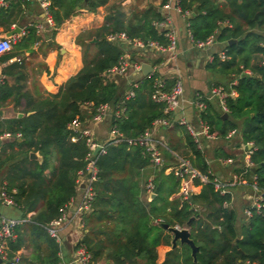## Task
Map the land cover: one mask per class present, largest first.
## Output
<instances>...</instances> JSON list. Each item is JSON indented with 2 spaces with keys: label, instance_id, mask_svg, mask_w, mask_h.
Segmentation results:
<instances>
[{
  "label": "trees",
  "instance_id": "obj_1",
  "mask_svg": "<svg viewBox=\"0 0 264 264\" xmlns=\"http://www.w3.org/2000/svg\"><path fill=\"white\" fill-rule=\"evenodd\" d=\"M49 2L55 29L77 8L94 11L109 0ZM179 5L182 11H191L187 28L192 40L213 35L225 51L226 59L214 54L206 68L236 78L234 95L225 99L228 116L222 118L206 101L200 117L210 133L217 130L225 137L235 129L245 143H253L250 160L262 197L259 207H249L251 215L244 222L238 219L230 206L231 193L215 190L205 152L182 124L176 123L174 128L183 132V137L169 140L168 148L162 149L164 167L176 162L175 152L209 180L194 179L200 189L187 199L175 196L180 179L174 173H165L164 167L154 169L142 148L126 143L125 139L140 136L152 128L155 119L168 115L163 114L162 104L151 99L155 75L143 77L130 98L123 97L120 85L106 77L104 73L124 53L122 45L107 41L106 35L125 32L144 44L155 41L163 46L169 40L167 30L159 25L165 22L159 9L147 6L126 14L117 2L108 6L98 29L78 35L82 67L55 94L35 95L26 87L28 72L22 55L39 39L35 27L27 26L12 50L0 56V109L11 101L23 114L0 119V137L10 135L0 144V185L24 214V220L14 227L7 260L2 264H13L17 252V264H61L59 243L47 227L62 216L76 194L78 178L86 174L91 156L86 138L69 123L75 118L83 123L96 114L99 105L111 101L110 123L121 140L109 141L104 152L91 156L96 168L90 183L93 195L89 209L81 215L83 233L75 248L83 245L92 264H264V0H180ZM11 16L9 4L0 9L4 30H10ZM131 51L136 53L134 48ZM13 57L18 60L10 62ZM174 80H164L166 87ZM219 84L215 82V86ZM181 148L188 159L178 152ZM29 152H37L41 161L30 159ZM149 176L155 193L150 200L144 188ZM162 224L189 230L198 248L195 260L188 245L177 242L172 246V234Z\"/></svg>",
  "mask_w": 264,
  "mask_h": 264
},
{
  "label": "crops",
  "instance_id": "obj_2",
  "mask_svg": "<svg viewBox=\"0 0 264 264\" xmlns=\"http://www.w3.org/2000/svg\"><path fill=\"white\" fill-rule=\"evenodd\" d=\"M117 2L121 4L122 9L126 12V14H129L134 9H143L147 6H153L155 9H159L161 11V7H163L167 0H109L106 6H99L94 11H88L87 9L80 7L76 9L73 15H71L59 27L55 29L52 26V22L51 24L47 22L45 16L43 15L42 9L37 4L36 0H26L24 3L19 2V0H8V4L10 5L12 11L11 18L13 20L10 26V30L16 26L20 27L21 32L18 34L20 36L24 33L27 26H33L35 27L36 33L39 37L38 41H36L32 45L31 51H25L22 55L28 72L26 87L35 95L55 94L56 92H58L59 88L65 83V81L69 77L76 74L82 67L81 47L76 44V38L80 34H91L96 29H98L103 24L104 15L106 14L108 6ZM170 5H173V0L170 1ZM20 9H22V11H20ZM171 9L172 8H170L169 10ZM163 15H165V18L168 19V29L174 32L173 23L170 16L167 14ZM10 30H4L3 27L0 26V36H7L6 33ZM220 46L221 44L216 43L215 47L208 50L198 48L194 46V44H192V46L189 48L183 46L179 54V57L183 59L187 66L186 70L189 73L188 78L192 77V74L190 72L191 70L200 68L203 69L206 82L210 84L209 91L206 95H204L200 91H196L195 96L208 101L211 104L213 111L217 114H223L224 112L221 109L219 97L217 96L218 103L213 100L214 96L216 95H212L211 93L212 88L215 87V85H212V82H220L221 84L224 81L228 82L226 86L219 84L226 90H228L231 77L227 78L221 74H217L213 71L208 70L206 68V64L208 62V56L218 52L221 49ZM135 51L136 54L134 55L130 54L129 52L130 62L132 64H138L139 68L135 69L132 65H130L123 75H117L112 78L115 83L120 85L123 97L126 98V94L131 88V84L135 83L136 85H138V82L143 77H152L153 75H155V77L163 80H166L168 78H179L181 82H183V76L181 75L180 69L177 67H168L171 60L166 53H160L154 49L142 48ZM143 51L152 52V55L144 57L143 59ZM131 58H133V60H131ZM14 60H18V58L13 57L12 59H10V62ZM143 62L151 65L154 68V71L148 75H143L140 66ZM2 67L3 64H0V77ZM159 67H165L166 69L163 73H159ZM19 109L20 108H14L13 102H8L2 109H0V119L17 116L18 113H22L18 111ZM110 114L111 112L109 110L100 121H93L91 118H86L84 122L81 123L82 127L87 128L91 132L92 138L95 143L102 145L103 147L109 141H112L114 139L113 135L111 134L112 126L110 123ZM169 118L171 123L168 127H159L152 131L156 141H160L165 145V147H160L161 151L163 148H168L167 144L169 140H171V133L176 135L180 133L177 129L174 128L177 122L174 121L173 113L169 115ZM201 120L202 119H200L199 114V125ZM178 123L186 125L184 119H182ZM188 127L190 126H187L186 128ZM190 128L192 129V127ZM210 134L212 135L211 137L205 136L208 143L206 147L199 142L201 149L205 152L204 154L207 164L209 159H212L216 160V162H219L221 165H228L222 162V157H218L216 155L218 154V149L223 148L225 144L227 147H229L231 146L232 142L226 137L219 136L217 130H214ZM115 137L117 136L115 135ZM8 138H10V136L2 137L0 138V140L2 142L3 139ZM214 139L218 141L212 143ZM210 141L212 142L210 143ZM238 163H240V160H235L233 164L236 165ZM208 171L215 178L221 181H228L234 175L232 174V176L230 177L223 176V173L219 172V176H217L212 173V170L208 169ZM251 178V175L247 177V184L234 185L239 186L241 190V192L239 193L241 197L239 198L241 200L245 199L248 202V206H244L242 211L240 212V215H237L238 219L242 220V222H244L248 218L245 212L246 209L253 206L255 200L257 199V196L261 194L260 191H255L251 188ZM87 184V174H81L78 178V187L76 189V194L64 210V216L58 225L59 231H65L63 236H60L58 234V243L60 248L59 256L62 264H76L73 262L75 245L77 241H79L83 233V227L80 226V217L76 211L85 195ZM231 187L228 188V192L231 193L230 206L233 208L235 198L237 200L239 198H237L238 196L233 197ZM199 189L200 186L193 185L192 193L198 192ZM236 194L237 193L234 192V195ZM0 204L4 203L0 202ZM7 213L13 220H24V214L22 210L16 205H12V207L8 205ZM29 215L30 214H28L27 216ZM0 218L3 219L4 217L0 215ZM18 254L19 252H17L16 255ZM2 263L3 262H1L0 264ZM96 264L106 263H104L103 261H98Z\"/></svg>",
  "mask_w": 264,
  "mask_h": 264
},
{
  "label": "built area",
  "instance_id": "obj_3",
  "mask_svg": "<svg viewBox=\"0 0 264 264\" xmlns=\"http://www.w3.org/2000/svg\"><path fill=\"white\" fill-rule=\"evenodd\" d=\"M20 2L24 3L26 0H19ZM171 0H167V2L163 5V8L169 10L172 8L179 14H181L183 17L189 18L191 16V11L185 10L182 11L180 8L179 2L180 0H173V5H170ZM37 4L43 11V15L45 16L46 20L48 23L51 24L52 20L49 16V0H36ZM8 7V0H0V9ZM222 24V23H221ZM161 27H164L167 32L165 36L168 38L169 43L167 46L160 45L159 43L155 41H149L148 43L144 44L142 41H140L137 38H129L125 32H114V33H109L106 35V40L111 42V43H125L131 48L133 47H139L140 49H154L160 53H166L169 56V59L175 58V35L172 30H169V25H168V19L165 18V22L159 23ZM188 27V23H187ZM188 34L192 40V37L188 31ZM19 35L14 34L12 36H0V55L6 54L10 52L13 48V45L15 41L18 39ZM193 41V40H192ZM194 46L201 48V49H212L215 47L216 42L215 38L213 35L208 36L204 40H196L193 41ZM217 54L220 59H226L227 56L225 54V51L223 49H220L218 52L214 53ZM214 54L208 56V62H211L213 60ZM132 65L135 69L139 68L138 64H132L130 62V54L127 52H124L120 57L115 66L110 68L106 73V77L110 80L114 76L117 75H123L128 67ZM246 74H249L250 72L248 70L244 71ZM236 78H232L231 81L229 82V89L226 90L224 87L221 85L215 86L212 88L211 93L212 95H216L219 97L220 100V106L222 111L225 113L227 112V107L225 104V99L229 95H234V90L232 88V85L236 83ZM137 85L135 83L131 84V88L128 90L126 94V98L133 97L134 91L133 88H135ZM183 93V88H182V82L179 78H175L174 83L170 88L166 87V83L163 79H160L158 77H154L152 81V92H151V99L155 101L156 103L162 104V111L164 117L157 118L153 121L152 123V128L150 130L145 131L143 134H141L138 137L135 138H128L125 139L126 143L129 146H138L144 150V152L149 156L150 159V164L151 167L154 169H162L164 167V156L161 151L160 147H165L164 143L160 141H156V139L153 136L152 131L159 128V127H168L171 123L169 115L173 113V111L179 106V98L182 96ZM195 105L197 106L198 110L203 111L207 107L206 100L201 99L200 97H196L195 99ZM109 105L107 104H101L97 107V112L96 114L91 118L93 121H100L103 116L109 111ZM117 114H119L117 112ZM70 128L75 131L81 133L85 138H86V143L87 146L90 150L91 156L93 155V151L97 147V143L92 138L91 132L85 128L82 127L81 122L79 119L75 118L69 123ZM200 127L201 131L196 132L195 130L191 129L190 127L187 128L189 133L194 139V142L197 144V147L201 149V146L199 144V140L197 136L202 133L203 135L207 137H211L212 135L209 132V127L208 125L201 120L200 122ZM237 133V130L233 129L230 130L226 134V138L230 139L234 134ZM111 134L113 135L114 139L116 138V142L120 141V134L117 132L116 129L111 130ZM115 135L117 137H115ZM9 133H5L2 137H9ZM72 140H75V138H72ZM254 149L253 143L252 142H246L244 144V168L240 173L234 174L231 179L228 181H221L215 177H213L212 183L214 185L215 190H217L220 194H224L228 192V188L234 185H244L247 184V177L251 175V183L250 186L252 189L255 191H259L254 179L255 177L252 175L250 172L253 163L250 160V155ZM104 152V147L101 145V149L98 151V153ZM173 156L176 159V162L172 165H169L167 167H164V172L169 173L172 172L174 173L175 176H177L180 179V187L178 192L176 193L175 196H180L183 199H187L191 194H192V187H193V181L194 179H199L200 182H208V176L206 174H202L199 172L197 169L193 168L188 160L184 159L183 157H180L177 155L175 152H172ZM87 163L86 166V174L90 172V177H88V184L86 185V190H85V195L77 208V213L79 214V220H80V226L83 227V221H82V213L86 210L89 209V201L92 199L93 192L91 190L90 183L94 179L96 168H95V160L91 158ZM223 163L226 164H233L234 159L231 157L227 158H222L221 159ZM209 172V171H208ZM210 173V172H209ZM211 174V173H210ZM195 186V185H194ZM145 192L147 197L151 193H154V184L152 181V176H149L146 180V183L144 185ZM262 200L261 194L257 196V199L255 200V203L253 206L259 207V203ZM0 202L4 203L5 205H15L14 200L12 197L6 192L4 186H0ZM246 214L249 217L251 215V212L248 209H246ZM64 214V212H63ZM50 222L49 226L47 227V230L49 234L56 239L57 242H59V235H58V227L59 222L63 218V215ZM21 221H16L13 219H6L3 218L0 221V259L2 261L7 260L8 256V241L13 237V230L14 227L20 223ZM154 223H159L158 220H155ZM173 228L176 229H182L184 227H179L175 225ZM13 264L18 263V255H15L13 259L11 260ZM73 262L76 264H92V258L90 253H88L83 245H79L78 247L75 248L74 251V257H73ZM62 264V263H61Z\"/></svg>",
  "mask_w": 264,
  "mask_h": 264
},
{
  "label": "rangeland",
  "instance_id": "obj_4",
  "mask_svg": "<svg viewBox=\"0 0 264 264\" xmlns=\"http://www.w3.org/2000/svg\"><path fill=\"white\" fill-rule=\"evenodd\" d=\"M161 13L167 14L170 16L172 23H173V29L175 32V58L171 59L168 67L173 68L177 67L180 69L181 75L183 76V82H182V88L183 93L182 96L179 98V106L173 111V118L175 122H179L182 119H184L186 125L184 127L190 126L193 130L196 132L201 131V127L198 123L199 121V114L200 111L198 110L197 106L195 105V92L200 91L204 95H206L209 91L210 84L206 82L205 74L203 72V69H195L191 70V78H188V71L186 70L187 66L182 58L179 57V54L182 50L183 46L191 47L193 44V41L189 38L187 34V23L188 18L183 17L181 14L176 12L175 10H167L163 7H161ZM192 41V42H191ZM124 51L134 55L136 53H132L131 47L128 46L125 43L121 44ZM222 47V46H220ZM138 53V52H137ZM142 53V52H141ZM149 55H152V52L149 51H143V59L144 57H147ZM178 55V56H177ZM165 67H159L158 72L163 73L165 71ZM228 82H222L221 85L226 86ZM212 85H215L214 82H212ZM218 97L214 96L213 100L218 103L217 101ZM201 119V117H200ZM183 137V132L179 133L178 135L171 133V141H179ZM199 142L203 146H207V138L205 135L200 133L197 136ZM232 144L231 146L227 147L226 144L223 148L218 149V154L216 156L226 158L231 157L235 160H240V163L234 165V164H228V165H221L219 162H216V160L209 159L208 161V167L210 170H212V173L219 176L218 173H223V176H232V174L240 173L245 165L244 161V144L245 142L242 140L239 133L234 134L229 139ZM216 139L214 141H210V143H215ZM227 143V142H226ZM182 145V144H181ZM181 150H184V148H181L178 152L184 156L188 155V153L183 154ZM184 156V157H186ZM188 159V157H186ZM232 195L233 197L238 196L237 198L241 197L239 194L241 192L239 186H233L231 187ZM234 192L237 194L234 195ZM12 207V205H9ZM244 206H248V202L245 199H236L234 203V210L236 212V215H240V212L242 211ZM8 205L0 204V215L4 218L11 219V216L7 213ZM1 219V218H0ZM58 229V227H56ZM59 231V230H58ZM65 231L60 230L58 234L60 236H63Z\"/></svg>",
  "mask_w": 264,
  "mask_h": 264
},
{
  "label": "water",
  "instance_id": "obj_5",
  "mask_svg": "<svg viewBox=\"0 0 264 264\" xmlns=\"http://www.w3.org/2000/svg\"><path fill=\"white\" fill-rule=\"evenodd\" d=\"M21 32L20 27L16 26L13 29H11L10 31H8L6 33L7 36H12L14 34H19ZM95 38L91 39V42H94ZM229 43L234 42V40H229ZM135 50H140L139 47H133ZM141 71L143 75H148L150 73H152L154 71V68L147 64V63H141ZM109 109L110 112H113L114 110V101H111L109 103ZM1 114V111H0ZM23 114L22 113H18L17 117H21ZM228 116L227 112L223 113L222 118H226ZM1 143V140H0ZM101 149V145H97V147L95 148V150L93 151V155H96L98 153V151ZM29 158L30 159H34L37 161H41V156L37 153V152H29ZM252 172L254 173L255 170L254 168L251 169ZM87 177H90V172L87 173ZM155 195V193H151L148 197V199L150 200L153 196ZM162 227L167 229L171 234H172V246H176L177 242H179L180 244H186L190 247L191 249V255L193 257V259L195 260V254L198 250V248L195 246V244L193 243V241L190 238V232L187 228H182V229H176L173 227H169L167 224H162ZM3 262L0 259V263Z\"/></svg>",
  "mask_w": 264,
  "mask_h": 264
}]
</instances>
